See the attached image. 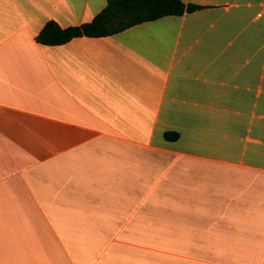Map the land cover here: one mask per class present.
<instances>
[{"label": "crops", "instance_id": "crops-1", "mask_svg": "<svg viewBox=\"0 0 264 264\" xmlns=\"http://www.w3.org/2000/svg\"><path fill=\"white\" fill-rule=\"evenodd\" d=\"M108 1L0 0V264H264V0Z\"/></svg>", "mask_w": 264, "mask_h": 264}, {"label": "trees", "instance_id": "trees-1", "mask_svg": "<svg viewBox=\"0 0 264 264\" xmlns=\"http://www.w3.org/2000/svg\"><path fill=\"white\" fill-rule=\"evenodd\" d=\"M197 9L198 6L186 4L183 0H109L91 22L67 28L60 27L55 21L48 22L36 41L43 46H61L79 37H109L142 23L167 16H182ZM165 139L177 141L179 134L167 132Z\"/></svg>", "mask_w": 264, "mask_h": 264}]
</instances>
